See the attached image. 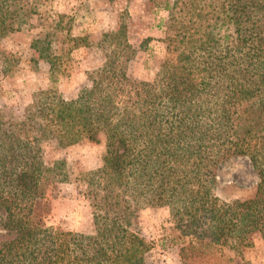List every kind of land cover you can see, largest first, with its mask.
Instances as JSON below:
<instances>
[{"label": "trees", "instance_id": "1", "mask_svg": "<svg viewBox=\"0 0 264 264\" xmlns=\"http://www.w3.org/2000/svg\"><path fill=\"white\" fill-rule=\"evenodd\" d=\"M8 1L0 0V38L30 11ZM157 5L167 12L157 87L128 76L135 52L120 28L108 39L124 49L106 54L91 87L69 100L46 91L19 121L0 113V264H145L153 243L132 224L143 203L170 209L180 264H231L225 249L239 254L254 235L264 239V0ZM47 50L39 56L55 82L66 69ZM100 138L102 165L86 180L92 233L47 225L51 191L67 174L62 162L44 163L38 143ZM234 157L249 160L256 191L243 208L222 209L216 172Z\"/></svg>", "mask_w": 264, "mask_h": 264}, {"label": "rangeland", "instance_id": "2", "mask_svg": "<svg viewBox=\"0 0 264 264\" xmlns=\"http://www.w3.org/2000/svg\"><path fill=\"white\" fill-rule=\"evenodd\" d=\"M13 9L29 8L20 14L15 30L0 38V113L19 121L27 107L46 91L73 99L105 62L110 50L120 53L123 40L108 35L125 32L134 57L126 62L129 77L157 87V71L165 57L164 23L167 12L161 0H13ZM8 2H11L10 0ZM23 12V10H19ZM69 36L82 37L88 45L72 47ZM49 47L60 69L57 81L49 79V63L39 50ZM124 49V48H123ZM122 49V50H123ZM122 60V58H120ZM46 165L62 162L67 180L54 184L46 211V224L63 230L89 234L93 231L92 212L86 197V180L100 168L105 155L104 139L59 146L54 140L38 143ZM213 193L218 206L230 210L253 198L258 178L246 157H234L218 167ZM235 210H239L236 208ZM132 224L153 248L144 255L145 264H180L178 246L171 239L179 234L167 206L139 204ZM231 264H264V239L255 236L252 246L240 253L225 249Z\"/></svg>", "mask_w": 264, "mask_h": 264}]
</instances>
